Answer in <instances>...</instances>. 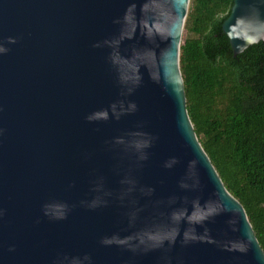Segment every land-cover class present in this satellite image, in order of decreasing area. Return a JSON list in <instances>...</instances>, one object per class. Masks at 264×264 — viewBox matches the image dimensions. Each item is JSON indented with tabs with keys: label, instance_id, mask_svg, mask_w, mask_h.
Listing matches in <instances>:
<instances>
[{
	"label": "water",
	"instance_id": "1",
	"mask_svg": "<svg viewBox=\"0 0 264 264\" xmlns=\"http://www.w3.org/2000/svg\"><path fill=\"white\" fill-rule=\"evenodd\" d=\"M188 5L0 0V264H264L187 113ZM221 28L264 42V0Z\"/></svg>",
	"mask_w": 264,
	"mask_h": 264
},
{
	"label": "trees",
	"instance_id": "2",
	"mask_svg": "<svg viewBox=\"0 0 264 264\" xmlns=\"http://www.w3.org/2000/svg\"><path fill=\"white\" fill-rule=\"evenodd\" d=\"M232 3L189 0L179 68L198 141L264 252V42L233 56L221 28Z\"/></svg>",
	"mask_w": 264,
	"mask_h": 264
},
{
	"label": "rangeland",
	"instance_id": "3",
	"mask_svg": "<svg viewBox=\"0 0 264 264\" xmlns=\"http://www.w3.org/2000/svg\"><path fill=\"white\" fill-rule=\"evenodd\" d=\"M188 7H189V5H188ZM183 36H184V31H182V37H181V40H182Z\"/></svg>",
	"mask_w": 264,
	"mask_h": 264
},
{
	"label": "clouds",
	"instance_id": "4",
	"mask_svg": "<svg viewBox=\"0 0 264 264\" xmlns=\"http://www.w3.org/2000/svg\"><path fill=\"white\" fill-rule=\"evenodd\" d=\"M91 119V118H90Z\"/></svg>",
	"mask_w": 264,
	"mask_h": 264
}]
</instances>
